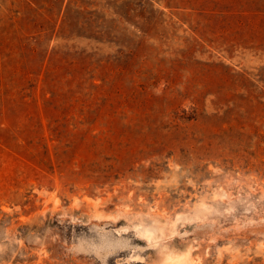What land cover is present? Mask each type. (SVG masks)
<instances>
[{
    "label": "rangeland",
    "instance_id": "1",
    "mask_svg": "<svg viewBox=\"0 0 264 264\" xmlns=\"http://www.w3.org/2000/svg\"><path fill=\"white\" fill-rule=\"evenodd\" d=\"M0 264H264V0H0Z\"/></svg>",
    "mask_w": 264,
    "mask_h": 264
}]
</instances>
